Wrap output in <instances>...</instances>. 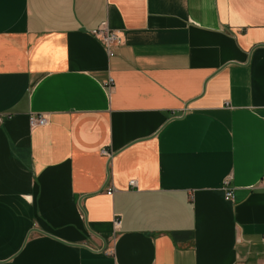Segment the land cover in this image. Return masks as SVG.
I'll use <instances>...</instances> for the list:
<instances>
[{
	"label": "crops",
	"instance_id": "crops-1",
	"mask_svg": "<svg viewBox=\"0 0 264 264\" xmlns=\"http://www.w3.org/2000/svg\"><path fill=\"white\" fill-rule=\"evenodd\" d=\"M263 178L264 0H0V264H264Z\"/></svg>",
	"mask_w": 264,
	"mask_h": 264
},
{
	"label": "built area",
	"instance_id": "built-area-1",
	"mask_svg": "<svg viewBox=\"0 0 264 264\" xmlns=\"http://www.w3.org/2000/svg\"><path fill=\"white\" fill-rule=\"evenodd\" d=\"M94 33L98 38H100V40L104 44L105 48L107 49L108 56H113L112 47L117 46L121 43L118 34L104 27L100 28L98 31H95ZM104 86L110 88L111 86H113V80L112 79L107 80L106 82H104ZM46 123H47V118L44 115H33L29 119V125L31 128L43 126ZM100 154L106 157L107 159L112 158V153L105 148L101 150ZM263 183H264V178H263ZM129 185L134 187L136 183L134 180H130ZM112 191L113 190L111 188L110 189L108 188L106 190V194L111 195ZM232 198H233L232 192L230 190H227L225 193V199L227 201H231ZM120 224H121L120 218L117 217L113 222L114 229L118 230L120 228Z\"/></svg>",
	"mask_w": 264,
	"mask_h": 264
}]
</instances>
